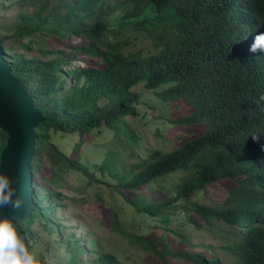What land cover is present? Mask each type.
<instances>
[{"label": "trees", "instance_id": "16d2710c", "mask_svg": "<svg viewBox=\"0 0 264 264\" xmlns=\"http://www.w3.org/2000/svg\"><path fill=\"white\" fill-rule=\"evenodd\" d=\"M14 5V21L0 23V53L44 116L35 128L30 219L51 222L45 204L65 205L57 179L72 169L120 189L149 230L126 231L115 213L112 228L162 264H264V100L245 77L239 44L250 29L264 27V0H16L6 8ZM150 110L180 130L164 135L157 127L162 147H148L127 121ZM103 128L112 137L95 177L77 152L49 142L50 129L83 137ZM5 140L0 130V151ZM47 146L49 165L41 157ZM223 178L231 181L223 200H191ZM140 190L164 199L130 196ZM176 219L219 244L194 242L170 226ZM18 228L28 231L24 221ZM168 233L178 240L169 242ZM86 247L95 255L88 264H133L77 237L66 264H77Z\"/></svg>", "mask_w": 264, "mask_h": 264}, {"label": "rangeland", "instance_id": "374dc122", "mask_svg": "<svg viewBox=\"0 0 264 264\" xmlns=\"http://www.w3.org/2000/svg\"><path fill=\"white\" fill-rule=\"evenodd\" d=\"M16 2V0H6L4 7L0 6V23L7 22L10 25L15 18V14L19 11V5H14L7 9L6 5ZM38 38V35H36ZM47 41L52 47L57 46L55 41L50 38ZM66 41L78 42V38L68 37ZM9 46V43L7 42ZM15 50H20L14 45ZM157 112L150 110L145 117H127L129 124L137 130L138 135L143 137L144 143L148 147H162V138L157 136L156 128L164 135L179 133V129L168 127L160 124L159 118H156ZM49 142L53 143L59 150L73 154L77 152V157L82 164L88 167L89 172L95 177L97 175L96 167L102 161L104 153L107 149V142L112 137V133L103 128L95 129L87 136H81L78 132L66 133L62 131L49 130ZM76 148V150H75ZM48 150H41L42 161L49 165ZM40 174L36 175L38 178ZM113 182V181H112ZM56 189L61 192V202L65 204L62 207H50L45 204L48 209V220L43 218L26 219L28 231L22 234L25 237L26 244L30 250L35 251L40 259L41 264H66L70 258L68 251L69 242H73V238L81 239L84 244L89 241H97L100 247L106 251L119 256L121 259L133 264H162L161 260L153 253L144 251L143 249L129 243L118 231L114 230L111 225L113 213L117 215L119 225L126 231L147 234L149 222L143 220L140 214L130 207L123 200L119 192V188L115 186H107L105 183L90 181V177L79 171L69 169L57 179ZM229 179L223 178L210 183L204 192H196L191 200L199 203L212 202L213 200H223L225 191L230 185ZM37 192L44 194L45 191L41 186H37ZM144 194V191H131L130 196ZM141 198H149L155 202L162 201L164 195L158 191H152L150 194L141 195ZM47 200V197L45 198ZM183 216V213L182 215ZM110 220V221H109ZM23 223V222H22ZM21 223V224H22ZM59 224V226H58ZM159 225L158 223H155ZM58 226V227H57ZM172 228L191 234L194 242L200 244H208L210 242L219 244L215 237L211 236L204 229H196L193 225L184 220L176 219L171 225ZM158 229L157 232H161ZM73 233V235H71ZM168 241L175 243L178 239L172 233ZM86 245V244H85ZM86 251L80 254L77 264H88L94 258V254L90 253L88 247ZM217 253L221 257H226L222 251L217 249ZM168 264H191L190 262L173 258Z\"/></svg>", "mask_w": 264, "mask_h": 264}, {"label": "water", "instance_id": "95a60500", "mask_svg": "<svg viewBox=\"0 0 264 264\" xmlns=\"http://www.w3.org/2000/svg\"><path fill=\"white\" fill-rule=\"evenodd\" d=\"M43 119L30 94L12 74L0 53V130L6 134L5 144L0 151V172L12 178L17 194L23 201L19 210L0 208V215L12 217L18 227L31 217L33 211L35 128Z\"/></svg>", "mask_w": 264, "mask_h": 264}, {"label": "clouds", "instance_id": "9594fccd", "mask_svg": "<svg viewBox=\"0 0 264 264\" xmlns=\"http://www.w3.org/2000/svg\"><path fill=\"white\" fill-rule=\"evenodd\" d=\"M263 30V26L250 29L239 43L248 65L245 77L262 89V100H264ZM252 138L258 139L257 135H253ZM22 206L23 201L17 194L12 178L0 172V208L19 210ZM0 264H41L39 255L29 249L16 221L8 215H0Z\"/></svg>", "mask_w": 264, "mask_h": 264}]
</instances>
